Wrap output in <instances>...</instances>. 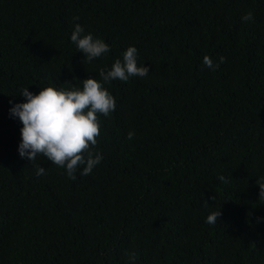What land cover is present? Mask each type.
<instances>
[{"label": "trees", "instance_id": "16d2710c", "mask_svg": "<svg viewBox=\"0 0 264 264\" xmlns=\"http://www.w3.org/2000/svg\"><path fill=\"white\" fill-rule=\"evenodd\" d=\"M76 23L110 51L87 62ZM129 46L150 71L105 84L100 164L71 180L38 156L37 176L9 111L22 90L82 87ZM257 181L264 0H0V264H264Z\"/></svg>", "mask_w": 264, "mask_h": 264}, {"label": "clouds", "instance_id": "9594fccd", "mask_svg": "<svg viewBox=\"0 0 264 264\" xmlns=\"http://www.w3.org/2000/svg\"><path fill=\"white\" fill-rule=\"evenodd\" d=\"M74 19L79 20V17ZM241 19L245 22L253 20V13L248 12ZM70 39L89 63L110 51V46L103 39L85 33L79 23L75 24ZM137 53L135 46L127 47L123 58L115 59L110 69H100L99 80L85 78L82 87L65 89L49 84L35 94L28 87L22 90L20 95L25 100L15 103L9 111L23 125L19 155L32 163L37 176L45 174V168L36 163L38 156L64 168L71 180L77 179V170L82 169L80 175L86 176L100 164L103 156L94 151L101 132L100 117H109L116 109L115 97L105 84L113 80L127 82L130 77H146L150 69L138 64ZM224 60L220 57L219 63H214L205 55L203 64L215 70ZM134 135V131H130L129 139ZM219 179L223 181L225 178L220 176ZM256 183L259 185V197H264V182ZM220 215V209L215 210L207 216L206 222L215 224ZM130 255L134 259V254Z\"/></svg>", "mask_w": 264, "mask_h": 264}]
</instances>
